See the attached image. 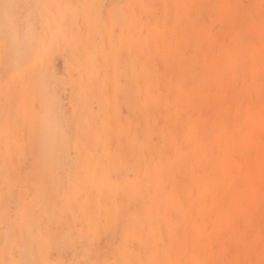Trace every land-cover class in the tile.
I'll return each instance as SVG.
<instances>
[{"label":"rangeland","instance_id":"rangeland-1","mask_svg":"<svg viewBox=\"0 0 264 264\" xmlns=\"http://www.w3.org/2000/svg\"><path fill=\"white\" fill-rule=\"evenodd\" d=\"M0 264H264V0H0Z\"/></svg>","mask_w":264,"mask_h":264}]
</instances>
